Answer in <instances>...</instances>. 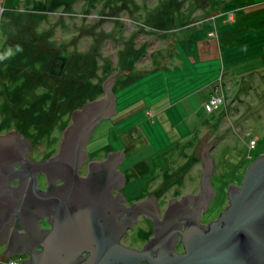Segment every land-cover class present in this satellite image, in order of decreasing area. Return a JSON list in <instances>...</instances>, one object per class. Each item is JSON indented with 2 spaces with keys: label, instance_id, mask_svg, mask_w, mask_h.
<instances>
[{
  "label": "rangeland",
  "instance_id": "rangeland-1",
  "mask_svg": "<svg viewBox=\"0 0 264 264\" xmlns=\"http://www.w3.org/2000/svg\"><path fill=\"white\" fill-rule=\"evenodd\" d=\"M17 44L23 52L0 61V135L16 131L32 144L31 162L58 155L73 113L106 97L105 81L124 71L112 85L115 116L95 126L78 175L108 160L110 144L123 148L126 182L116 189L127 208L195 191L206 169L195 156L210 133L207 143L220 138L209 149L217 195L206 226L249 157L264 154V0H0V53ZM48 186L38 172L36 188ZM149 235L123 240L138 250Z\"/></svg>",
  "mask_w": 264,
  "mask_h": 264
},
{
  "label": "water",
  "instance_id": "water-1",
  "mask_svg": "<svg viewBox=\"0 0 264 264\" xmlns=\"http://www.w3.org/2000/svg\"><path fill=\"white\" fill-rule=\"evenodd\" d=\"M123 73L118 71L105 81L106 97L85 103L73 113V125L55 157L31 162L23 158L29 142L18 132L0 135V242H9L4 256L28 252L31 258L23 264H140L143 260L149 264H264V154L250 165L241 187L230 185L229 206L208 226L200 225L201 210L217 193L210 183L209 149L220 138L207 143L210 133L202 138L195 156L206 167L201 192L183 196L181 202L171 199L163 221L155 197L127 208L120 204L127 201L122 193L112 196L111 190L123 188L126 182L115 169L125 159L123 151L109 153L104 162L90 163L87 178L78 175L80 164L88 159L83 148L95 126L115 115L112 85L114 77ZM15 162L20 163L17 170ZM38 172L47 174L48 191L36 188ZM59 178L65 183L56 186ZM15 179L19 181L16 188L11 185ZM153 205L156 215L146 216L154 220L155 237L141 252L118 244L126 227L137 221V215H132L133 223L125 226L118 219L120 213L153 211ZM46 214L51 216L52 229L40 228L39 219ZM13 226L26 227L27 232L12 233ZM177 231L183 234L184 254L174 249ZM38 244L42 251L37 250ZM85 253H89L87 259Z\"/></svg>",
  "mask_w": 264,
  "mask_h": 264
},
{
  "label": "bare ground",
  "instance_id": "bare-ground-1",
  "mask_svg": "<svg viewBox=\"0 0 264 264\" xmlns=\"http://www.w3.org/2000/svg\"><path fill=\"white\" fill-rule=\"evenodd\" d=\"M85 103H87V102H85ZM84 103V104H85ZM115 116V115H114ZM254 142H257V141H254ZM257 143H255V145H256ZM33 145L32 144H29L28 145V148H29V151H27L24 155H23V158L24 159H29L30 157V155L32 156V154H33V152H34V147H32ZM30 147H31V150H30ZM28 148H27V150H28ZM107 150L110 152V153H118L119 151H123V148L122 149H116L115 147H113L112 146V144H110L109 145V147H107ZM109 155V154H108ZM33 158V157H32ZM259 157H256V158H251V157H249V159H250V161L251 162H249V164L246 166V168L247 169H245V173H246V171L249 169V167H250V165H251V163H253L254 161H256L257 159H258ZM190 159H192V157L190 158ZM212 161H213V159H212ZM98 162H104L103 160H98ZM203 163H204V161H203ZM204 165H205V163H204ZM123 167V162L122 163H118L117 165H116V167H115V169L117 170V171H119V170H121V167ZM191 166V165H190ZM13 168L14 169H18V168H20V165H14L13 166ZM214 168H216L215 166H214V162H213V168H212V173H211V178H210V183H211V186L213 187V184H212V177H213V175H214ZM190 169H191V167H190ZM189 166H188V168L185 170L184 169V172L186 173L185 174V176H182V177H187V176H189V175H191V173L190 174H187V173H189ZM121 173H122V171H120ZM245 173H244V176H245ZM165 174V173H164ZM204 174H205V172L203 171V174H202V177H201V181H200V183H199V185H198V187H196V189H195V191H192V192H185V193H182V196H180V198H175L177 201H182V197L183 196H186V195H188V194H194V195H198L200 192H201V188H202V179H203V177H204ZM88 175H89V171H88V173L86 174V175H83V176H81V177H85V178H87L88 177ZM187 175V176H186ZM244 176H243V178H244ZM188 178H190V177H188ZM155 182V181H154ZM242 182H243V179H242V181H241V183H239L238 185H236L237 187H241V185H242ZM64 183H65V181H64ZM156 183V182H155ZM154 184V183H153ZM151 187H152V184H151ZM153 187H156V190H153V192H156L157 194H160L163 190H158V187L157 186H153ZM213 189H214V187H213ZM115 190H117L116 189V187L114 188V189H112L111 190V194H112V196L113 197H116L115 196V194H114V192H115ZM215 190V189H214ZM216 191V190H215ZM216 195H217V193H216ZM228 197V196H227ZM214 198V197H213ZM159 199H160V201H161V204L162 205H164V206H166L167 204H168V206H167V208H166V210L168 209V207H169V204H170V201L168 200V199H164L162 196H159ZM171 199H173V198H171ZM228 201H229V197H228ZM169 202V203H168ZM210 203H211V201H209V203H208V208L206 209V210H204V207H202V210H201V220H200V225H203L201 222H202V218L204 217V215H206L207 214V212H208V210H209V208H210ZM229 202H228V204H227V206H229ZM190 208H193V203H190ZM226 209V208H225ZM225 211V210H224ZM223 211V212H224ZM222 212V213H223ZM219 216L220 215H218L216 218H214L213 220L211 219V220H209V221H206L207 223V225L206 226H208L209 225V223H211L212 221H217L218 219H219ZM48 219H50L51 217H47ZM164 218V217H163ZM163 218L162 217H159V220H161V221H163ZM118 219L119 220H121V219H123L122 217H121V215L120 216H118ZM48 222H49V224L51 225V226H53V223L52 222H50L49 220H48ZM134 225H136V224H134L133 223V226ZM153 228L154 227H145V228H143V229H139V227H135V228H132V227H130V226H128V227H126V229H125V232L121 235V237L119 238V242H118V244H121V241H122V238H123V236H125V234L126 233H128V229L129 230H131L130 232H138L139 234H142V233H145V235L146 234H150V235H152V237L151 238H153V237H155V233H152V230H153ZM42 229H44V230H47V229H45V228H42ZM20 232H23V233H26L27 232V230H26V227H21L20 229H18ZM185 230V224H183L182 223V231H184ZM129 232V233H130ZM177 235H176V237H177V241H176V245H174V249H175V252L176 253H178V254H184L185 253V248H184V242L183 241H181L182 240V237H183V234H180V232H178L177 231ZM149 235V236H150ZM148 236V237H149ZM1 243H4L5 245H7L6 247H8L9 246V242L7 241V242H1ZM1 243H0V247H1ZM178 243H181L182 244V246H183V252H178L177 251V245H178ZM122 244H124V243H122ZM121 244V245H122ZM142 244V243H141ZM146 243L144 242L143 243V245H142V247L145 245ZM7 249L8 248H5L4 250L5 251H3V249H2V252H3V254H0V262L2 263V264H23V262H24V260H28V259H30L31 258V255L28 253V252H24V253H15L17 256H18V259H19V257H20V259L22 260L20 263L18 262H16V261H14V258H13V256H14V254L13 255H10V256H8V257H6V256H4V254H5V252L7 251ZM37 250L38 251H42L43 250V248H41V245H37ZM141 250H142V248L141 249H138L137 251H139V252H141ZM154 256L153 257H157V252L156 251H154ZM84 258L85 259H87V257L89 256V253H85L84 254ZM140 264H149V262L147 261V260H143V261H141V263Z\"/></svg>",
  "mask_w": 264,
  "mask_h": 264
},
{
  "label": "flooded vegetation",
  "instance_id": "flooded-vegetation-1",
  "mask_svg": "<svg viewBox=\"0 0 264 264\" xmlns=\"http://www.w3.org/2000/svg\"><path fill=\"white\" fill-rule=\"evenodd\" d=\"M124 191V190H123ZM122 190H120V189H117V190H115V192H114V194H115V196H118L119 194H121L122 192H123ZM156 195H158L157 193H156ZM121 196V195H120ZM151 198L153 197V196H150ZM171 198H178L177 196H172V197H170L168 200L170 201L171 200ZM180 198V197H179ZM127 199L129 200V198L127 197ZM158 200H159V202H157L158 203V205H157V209L159 210L158 211V215H166V208H167V206H168V204L164 207V208H161L160 207V205H159V203L161 204V201H160V199H159V196H158ZM130 202H132V201H130ZM169 203V202H168ZM134 204V203H133ZM130 205H132V203L130 204ZM129 205V206H130ZM123 206V205H122ZM156 206V205H155ZM153 211H146V212H137V213H133V212H131V211H129V212H123V213H120V215H121V217L123 218V220L125 221V226H128L129 224L131 225V223H133L132 222V215H140V217L138 218V221L136 222V225H137V223L140 221V222H143V227H151V225H152V227H154L155 226V224H154V220L152 219V218H146V216H144V215H156L155 214V207H154V205H153V209H152ZM121 212V211H120ZM145 213V214H144ZM183 218H184V216H183ZM203 223H204V221H203ZM207 223V222H206ZM43 228H45V229H51L52 228V226L49 224V222H48V218H46L45 220H44V222H43ZM136 225H134L133 226V224L130 226V227H132V228H135V226ZM10 231L12 232V233H14V232H18L19 230L18 229H16L15 228V226H13V228L12 229H10ZM131 230H128V233H126L125 234V236H123V237H126V236H128V234H129V232H130ZM12 233H11V235H12ZM152 237V235H150L148 238H146V240L145 241H147V240H149L150 238ZM124 238H122V241H121V244L122 243H124L127 247H134V246H129L128 245V243H126L124 240H123ZM142 248V246L141 247H139L138 249H141ZM177 251L178 252H183V246H182V244L181 243H178V245H177Z\"/></svg>",
  "mask_w": 264,
  "mask_h": 264
},
{
  "label": "clouds",
  "instance_id": "clouds-1",
  "mask_svg": "<svg viewBox=\"0 0 264 264\" xmlns=\"http://www.w3.org/2000/svg\"><path fill=\"white\" fill-rule=\"evenodd\" d=\"M15 53H22L23 47L19 44L15 45V48L13 50L12 47H8L3 53H0V61L6 60L10 58Z\"/></svg>",
  "mask_w": 264,
  "mask_h": 264
}]
</instances>
